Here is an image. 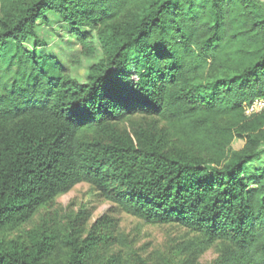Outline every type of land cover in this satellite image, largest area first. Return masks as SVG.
<instances>
[{
	"label": "trees",
	"instance_id": "trees-1",
	"mask_svg": "<svg viewBox=\"0 0 264 264\" xmlns=\"http://www.w3.org/2000/svg\"><path fill=\"white\" fill-rule=\"evenodd\" d=\"M51 14L100 46L87 83L25 47ZM261 98L264 0H0V264H149L103 254L104 218L1 238L80 184L197 255L225 245L211 264H264Z\"/></svg>",
	"mask_w": 264,
	"mask_h": 264
},
{
	"label": "rangeland",
	"instance_id": "rangeland-1",
	"mask_svg": "<svg viewBox=\"0 0 264 264\" xmlns=\"http://www.w3.org/2000/svg\"><path fill=\"white\" fill-rule=\"evenodd\" d=\"M47 18L49 22H40L37 28L38 40L44 45L35 48L33 41H30L25 47L29 51L35 50L41 55L55 58L73 79L79 83H87L91 67L103 58L100 46L95 41L90 43L89 50L86 49L64 26L59 16L51 14ZM132 121L144 124L150 119L138 116ZM128 126L131 125L127 123L126 127ZM243 145V140H237L233 148L238 150ZM78 216L85 230L83 238L96 221L102 218L108 220L102 231L109 238L103 250L107 258L114 254L127 257L136 253L149 264H182L190 259L192 264H211L225 249V245L217 243L202 255H197L187 249V244L197 238L196 234L178 224H148L126 213L119 204L88 184H80L69 193L57 197L50 205L42 208L29 223L16 230L4 231L1 238L23 242L34 231L58 228L66 232ZM60 247L62 251H67L64 243Z\"/></svg>",
	"mask_w": 264,
	"mask_h": 264
},
{
	"label": "built area",
	"instance_id": "built-area-1",
	"mask_svg": "<svg viewBox=\"0 0 264 264\" xmlns=\"http://www.w3.org/2000/svg\"><path fill=\"white\" fill-rule=\"evenodd\" d=\"M264 110V98L257 99L252 105L246 107V113L252 115Z\"/></svg>",
	"mask_w": 264,
	"mask_h": 264
}]
</instances>
